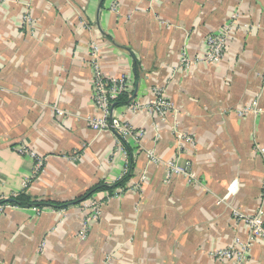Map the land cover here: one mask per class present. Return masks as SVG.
<instances>
[{"label":"crops","instance_id":"1","mask_svg":"<svg viewBox=\"0 0 264 264\" xmlns=\"http://www.w3.org/2000/svg\"><path fill=\"white\" fill-rule=\"evenodd\" d=\"M113 1L0 0V196L67 202L5 208L0 264H232L210 252L247 240L233 211H260L264 223V0H115L112 9ZM27 10L31 33L19 22ZM229 20L223 58L183 68L182 54L202 56L206 35ZM90 42L105 76H127L129 100L146 102L158 85L173 109L162 120L114 106L113 117L145 131L140 146L126 141L131 179L77 202L120 179L126 150L115 133L88 124L99 114ZM254 103L256 112L237 113ZM177 131L193 142L179 149ZM18 144L43 156L38 174ZM145 149L161 161H188L198 182L165 180L164 165L149 162ZM89 198L101 212L82 237ZM244 264H264V239Z\"/></svg>","mask_w":264,"mask_h":264},{"label":"built area","instance_id":"2","mask_svg":"<svg viewBox=\"0 0 264 264\" xmlns=\"http://www.w3.org/2000/svg\"><path fill=\"white\" fill-rule=\"evenodd\" d=\"M115 0L111 4V8L115 7ZM234 17V16H233ZM20 25L29 33L33 31L34 19L30 14V11H25L20 16ZM232 20H229L227 24L223 26L222 29L214 33H209L205 37L206 51L200 57L189 58L182 54L180 64L183 68H189L191 65L207 62V63H217L224 55L225 46L227 40L232 32ZM88 64L92 69V84H93V101L98 110L97 116H89L87 118L88 124L96 132H101L103 130H110L115 133L117 145L124 149L123 141L131 140L136 146H140L142 139L145 135L143 128H135L129 122L124 121L120 118L113 117L112 104L114 100L123 92L130 93V86L128 83V78L125 74H120L119 76L107 77L103 74L100 65V56L98 46L94 42L88 44ZM128 109L137 110H147L150 114L155 117H159L162 120H166L167 114L172 111V102L165 95L162 86H154L152 91V98L146 102H136L130 100L126 104ZM256 103L253 106H245L237 109V113L242 115L246 112H256ZM58 113H63L57 110ZM154 129L157 128V123L153 122ZM177 143L178 148L182 146L184 142H193L192 137L186 132L177 131ZM14 150L19 154L28 155L33 160V175L38 174L42 167L44 166L43 156L37 154L34 150L29 149L24 144H18L14 146ZM259 151H264L259 149ZM146 156L149 162L161 163L164 165V179L170 178L172 175H181L188 182H198L193 171L189 167V162L185 161L182 165L179 164L178 158L173 160L161 161L157 155L151 149H145ZM124 166L123 173L124 176L129 171V155L126 150H124ZM121 176V177H122ZM120 177V178H121ZM146 179L145 173L141 174L137 182H134L131 186L133 189L140 187L141 183ZM28 180L23 182V187H26ZM232 187V186H231ZM117 194V193H115ZM15 196V195H14ZM4 200L0 196V213L7 207H18L10 203H2ZM88 213L82 219V228L80 236L84 237L87 231L89 223L93 220L98 219L101 212V202L96 199L89 198L87 201L83 202ZM233 215L239 221L244 222L247 225V240L242 241L239 238L235 240V243L226 248H219L210 252V254L217 259L230 260L232 264H244L248 257V251L250 245L257 239H264V223L260 211L254 214H246L240 211H233ZM43 245V243H42ZM42 247V246H41Z\"/></svg>","mask_w":264,"mask_h":264},{"label":"trees","instance_id":"3","mask_svg":"<svg viewBox=\"0 0 264 264\" xmlns=\"http://www.w3.org/2000/svg\"><path fill=\"white\" fill-rule=\"evenodd\" d=\"M129 93L128 92H123L122 94H120L115 100V106H120V105H126L127 103L130 102L129 100ZM123 147L126 149L128 155H129V171L122 176L113 186L110 187H106L105 185H99L96 186L94 188L89 189L85 194L79 196L75 201L77 202H81L83 199L89 197L93 192L98 191L101 188H107L108 190H112L115 187H125L127 185V183L129 182V180L131 179V152L127 146V143L125 141H123ZM2 203H10L12 205H16L18 207H25V206H31V205H35V206H43V205H50V206H55V207H61V206H65L67 202H44V201H31L30 198L25 194V192H20L18 194H16L15 196L11 197L10 199L7 200H2Z\"/></svg>","mask_w":264,"mask_h":264},{"label":"water","instance_id":"4","mask_svg":"<svg viewBox=\"0 0 264 264\" xmlns=\"http://www.w3.org/2000/svg\"><path fill=\"white\" fill-rule=\"evenodd\" d=\"M132 99V98H131ZM115 106V103L113 102V104H112V109H113V107Z\"/></svg>","mask_w":264,"mask_h":264},{"label":"rangeland","instance_id":"5","mask_svg":"<svg viewBox=\"0 0 264 264\" xmlns=\"http://www.w3.org/2000/svg\"><path fill=\"white\" fill-rule=\"evenodd\" d=\"M261 239H263V238H261ZM248 253H249V251H248ZM248 258V257H247Z\"/></svg>","mask_w":264,"mask_h":264}]
</instances>
